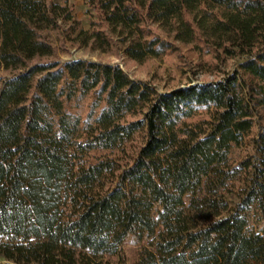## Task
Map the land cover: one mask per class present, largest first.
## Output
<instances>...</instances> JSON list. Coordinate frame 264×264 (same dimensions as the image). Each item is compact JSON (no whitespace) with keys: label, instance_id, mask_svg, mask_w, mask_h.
Returning <instances> with one entry per match:
<instances>
[{"label":"trees","instance_id":"obj_1","mask_svg":"<svg viewBox=\"0 0 264 264\" xmlns=\"http://www.w3.org/2000/svg\"><path fill=\"white\" fill-rule=\"evenodd\" d=\"M92 1L138 64L172 48L150 22L238 68L159 92L116 64L42 63L64 9L0 0V258L127 264L131 237L133 264H264V0Z\"/></svg>","mask_w":264,"mask_h":264},{"label":"rangeland","instance_id":"obj_2","mask_svg":"<svg viewBox=\"0 0 264 264\" xmlns=\"http://www.w3.org/2000/svg\"><path fill=\"white\" fill-rule=\"evenodd\" d=\"M64 9L59 12L56 28L46 27L41 35L46 38L54 50L52 58L40 59L42 63L86 60L103 64L119 65L129 77L147 84L159 92H168L178 87L193 83L215 81L233 73L238 68L236 59H228L222 51L206 48L202 43L183 44L175 41L173 35L166 34L150 22L154 34L171 45V50L160 60L149 59L142 64L130 60L125 49L135 41V37L107 27L100 18L98 3L92 0H51ZM69 13V20L64 15ZM94 31H103L110 39L107 50L98 48L93 37ZM11 74L0 68V78ZM88 102V101H87ZM86 104V103H85ZM81 113L84 115L83 104ZM237 154L235 155V157ZM139 246L133 238L128 237L123 245L127 264H133L137 258ZM0 264H13L0 258Z\"/></svg>","mask_w":264,"mask_h":264}]
</instances>
